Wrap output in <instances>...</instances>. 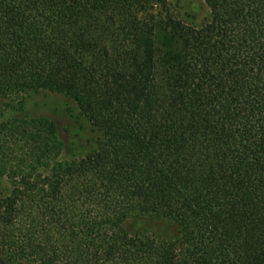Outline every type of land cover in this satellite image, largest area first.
<instances>
[{"label": "trees", "instance_id": "16d2710c", "mask_svg": "<svg viewBox=\"0 0 264 264\" xmlns=\"http://www.w3.org/2000/svg\"><path fill=\"white\" fill-rule=\"evenodd\" d=\"M0 0V264H264V0ZM40 91L99 134L64 162ZM138 217L179 229L131 236Z\"/></svg>", "mask_w": 264, "mask_h": 264}, {"label": "rangeland", "instance_id": "374dc122", "mask_svg": "<svg viewBox=\"0 0 264 264\" xmlns=\"http://www.w3.org/2000/svg\"><path fill=\"white\" fill-rule=\"evenodd\" d=\"M167 3L172 16L185 24L201 27L209 18L202 0H167ZM23 104L24 116L46 118L54 122L63 144L62 161L84 157L95 149L99 134L68 97L40 91L24 96ZM9 190L8 182L0 179V193L7 194ZM126 229L131 236L154 237L168 242L179 238L177 226L163 218H134L127 222Z\"/></svg>", "mask_w": 264, "mask_h": 264}]
</instances>
